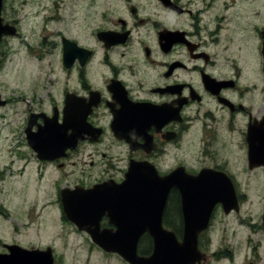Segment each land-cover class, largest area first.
Here are the masks:
<instances>
[{"label": "flooded vegetation", "instance_id": "1", "mask_svg": "<svg viewBox=\"0 0 264 264\" xmlns=\"http://www.w3.org/2000/svg\"><path fill=\"white\" fill-rule=\"evenodd\" d=\"M0 16V223L66 235L0 234V256L67 264L81 241L120 257L78 224L107 240L152 223L182 243L183 194L202 193L229 201L213 206L195 264H264V23L239 0H3ZM25 207L32 223L12 220ZM229 228L233 243L213 250ZM154 243L144 232L138 254Z\"/></svg>", "mask_w": 264, "mask_h": 264}, {"label": "water", "instance_id": "2", "mask_svg": "<svg viewBox=\"0 0 264 264\" xmlns=\"http://www.w3.org/2000/svg\"><path fill=\"white\" fill-rule=\"evenodd\" d=\"M2 1L3 0H0V14ZM6 28L7 27L2 26V19L0 16V37L8 34ZM262 34L264 38V31ZM47 141L49 143V137L47 138ZM118 194H122L121 190L118 192ZM137 195L141 198L146 197L147 194L143 192H137ZM153 196L155 197V195ZM206 196L202 195V193L193 194L192 197L184 196L183 194L186 226L185 237L182 243H179L173 234H171L172 237H170V240H165L164 236L160 235L162 233H158L156 227H153L152 223H143L134 227L130 225H119L118 231L115 234L108 233L110 237L107 240L103 239L105 234L101 235L96 227L95 230L92 228V226L89 227L83 224H78V227L82 231L86 230L89 232L93 236L95 243L103 247L107 252L119 255L128 264H195L202 258L198 249V236L208 227L213 206L217 200L223 203L229 201V195L227 194L209 195L207 199H205ZM138 202H140V205H138V210L141 212L143 211V215L147 214V210L152 212V206H150L152 204L151 200L147 201L145 199H140ZM117 203L120 204V201ZM146 203L149 206L145 205ZM92 208L93 207H82L79 211L81 213H86L91 211ZM123 222H125L124 218ZM144 232H149L155 240L153 253L149 257H141L137 252L139 239ZM121 237L125 238L126 241H121ZM0 264L55 263L52 254L38 251H24V253H22L20 256H0Z\"/></svg>", "mask_w": 264, "mask_h": 264}, {"label": "rangeland", "instance_id": "3", "mask_svg": "<svg viewBox=\"0 0 264 264\" xmlns=\"http://www.w3.org/2000/svg\"><path fill=\"white\" fill-rule=\"evenodd\" d=\"M239 11L242 14V16H244L245 19L251 20V18H253V16H255V18H254L255 23H258V22H260L261 24L264 23V0H239ZM254 33H253V36H254ZM253 36H252V38L254 41ZM5 71H6V77L5 78H9V77H7L9 75V70L7 69ZM262 190L264 191V188ZM253 191H254V189H251V192L247 193V194L251 195V197L254 199L253 200L254 203H258V201L261 200L263 193L258 194V196H255L254 194H252ZM252 198H250V199L252 200ZM15 200H19V199H15ZM21 212H17V214L12 213V215H11L12 220L14 219L15 221H22L23 224L32 223V222H29L27 220L26 214L28 212V208L25 207L23 209V211H21ZM242 215L247 216L248 211L246 213L243 212ZM223 220H225V219H223ZM228 220H231V219H228ZM220 221L221 220H218L216 222V224L219 223ZM230 226H231V223L225 222V224L223 226H221V228L226 230V228H228ZM36 227H37V224L35 223L29 229L26 228L23 230L24 227L22 225H17V228L14 229L11 225H7V223H0V234H8L9 235V234H12L13 232L21 233L23 235L22 240L25 243H29V242L34 243L35 236L41 238L42 240L48 241L49 237H55L56 234H58L60 232H61V235L63 237L65 235V232H63L62 228H61V231L59 232V230H60L59 225L56 226L52 222H50V226L48 228H45L44 226H40L39 229L36 230ZM231 231H232V228H229L227 231L228 234L226 232V237H223L219 241H216L213 244L212 249L216 250L217 248H219L218 247L219 244H221V246H224L227 243H233V241H232L233 238L231 237ZM73 238H74V236L72 235V239ZM74 241H75V239H74ZM72 245L73 246L71 248H69L65 251L66 257L70 255L67 259H65L67 264H128L123 259H121L120 257L106 258V257H102L99 255L89 256L87 254L86 246L84 244H82L81 241H78V244L76 242H75V244L72 243ZM68 253H70V254H68ZM211 264H215V263L212 262Z\"/></svg>", "mask_w": 264, "mask_h": 264}]
</instances>
